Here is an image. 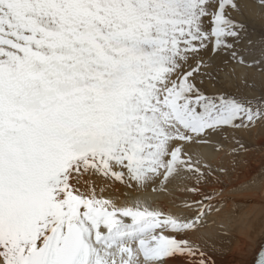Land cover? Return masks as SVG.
<instances>
[{"label": "snow or ice", "instance_id": "obj_1", "mask_svg": "<svg viewBox=\"0 0 264 264\" xmlns=\"http://www.w3.org/2000/svg\"><path fill=\"white\" fill-rule=\"evenodd\" d=\"M237 7L0 0V264H209L187 238L203 208L188 219L118 205L94 177L164 190L203 175L195 146L264 122V97L205 95L195 83L209 45L238 58Z\"/></svg>", "mask_w": 264, "mask_h": 264}, {"label": "bare ground", "instance_id": "obj_2", "mask_svg": "<svg viewBox=\"0 0 264 264\" xmlns=\"http://www.w3.org/2000/svg\"><path fill=\"white\" fill-rule=\"evenodd\" d=\"M241 1L249 19L262 29L264 37V6ZM252 57L258 60L260 53L254 52ZM213 59V56L209 57L204 63ZM252 66L242 63L231 65L233 78L229 82H255L264 89V74L258 71L261 68L264 72V64ZM226 136L229 145L217 144L215 138L218 134H214L209 137L208 144L195 146L193 152L194 159L214 165L219 164L222 157L231 156L242 172L231 175L230 182L223 179L227 186L217 181L204 184L191 174L171 180L164 190H161L159 181L138 188L135 182L128 187L112 179L94 177L97 195L118 205L135 206L139 202L150 209L188 219L195 218L203 208L201 222L195 231L187 234V238L205 252L209 264H253L264 242V122L248 129H235ZM216 148L218 151L215 152ZM193 187L198 192L186 190ZM210 194L214 198L208 197ZM238 200L247 202V205L239 206ZM125 222L130 223V219L126 218Z\"/></svg>", "mask_w": 264, "mask_h": 264}, {"label": "rangeland", "instance_id": "obj_3", "mask_svg": "<svg viewBox=\"0 0 264 264\" xmlns=\"http://www.w3.org/2000/svg\"><path fill=\"white\" fill-rule=\"evenodd\" d=\"M245 1L254 4L256 3V5L261 6L259 0ZM235 3L238 7L236 10H230V16L233 20L242 23L246 29V32H242V39L236 45V51L240 59L233 58L231 53L226 51L213 53L211 50V45H209L208 48L206 50H203L200 55L204 60L212 56L214 57V59L211 62L204 63L201 72L196 76L195 83L201 90V92H203L205 95L214 96L217 94H224L226 96H234L237 98L245 99L264 97V89H262L255 82H229V80L233 78L230 72L231 65H234L235 63H241L240 60L243 59L245 63L242 64L250 66L253 65L252 67H255V64H253V61L255 59H253L252 55L254 54V52H259L261 54V52L264 51V37L262 29L259 28L258 25H254V23L251 22L252 19H249V16L244 8V4H242L241 0H235ZM252 32L254 34H252ZM189 63L194 64V61H189ZM258 71L264 74L261 68H259ZM222 75L226 76L225 79H227L225 80ZM234 130L235 129L225 128L223 133H216L218 134V138H215L217 144L229 145L228 137L226 135L229 132H233ZM216 151H218L217 148L215 152ZM200 167L203 175L198 179L201 180L204 184L211 181H217L219 183H224L225 186H227L228 184L223 181V179H226L228 182H230L229 180L231 179V175L235 174L237 171L242 172V169L236 164L231 156L222 157L220 163L217 165L208 164L207 162L201 161ZM208 197L214 198V196H212L211 194ZM237 203L241 207L247 205V202L243 200H238Z\"/></svg>", "mask_w": 264, "mask_h": 264}]
</instances>
